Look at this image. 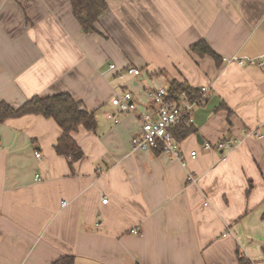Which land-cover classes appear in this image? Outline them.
Segmentation results:
<instances>
[{"label": "crops", "instance_id": "crops-1", "mask_svg": "<svg viewBox=\"0 0 264 264\" xmlns=\"http://www.w3.org/2000/svg\"><path fill=\"white\" fill-rule=\"evenodd\" d=\"M106 2L85 32L71 0H0V101L68 92L97 119L74 134L85 157L72 168L54 119L0 122V264H264V66L232 60L264 52V0ZM201 40L220 66L190 50ZM146 75L206 89L182 159L134 150L137 115L108 117Z\"/></svg>", "mask_w": 264, "mask_h": 264}, {"label": "trees", "instance_id": "trees-1", "mask_svg": "<svg viewBox=\"0 0 264 264\" xmlns=\"http://www.w3.org/2000/svg\"><path fill=\"white\" fill-rule=\"evenodd\" d=\"M75 17L80 22L85 32H98L96 23L101 14L107 9L106 0H71ZM190 50L199 56H211L215 63L220 66L222 57L205 40L198 41L190 47ZM170 97L178 100L182 93L187 95L189 102L201 104L206 98L201 88L194 87L187 82L172 80L170 85ZM220 108H227L224 104ZM229 112H232L229 110ZM28 114L42 115L45 118L54 119L61 127L63 134L55 146L56 152L68 158L71 168L73 164L84 159L85 153L77 143L74 134L80 127L95 132L97 119L94 111L84 108L81 102L76 101L68 93H59L42 97L35 95L27 99L20 107H12L5 101H0V122L10 118H18ZM178 140H185L197 128L193 123L179 125L176 128ZM264 250V248H263ZM52 264H75V256L65 255ZM238 264H251V260L238 253Z\"/></svg>", "mask_w": 264, "mask_h": 264}, {"label": "built area", "instance_id": "built-area-1", "mask_svg": "<svg viewBox=\"0 0 264 264\" xmlns=\"http://www.w3.org/2000/svg\"><path fill=\"white\" fill-rule=\"evenodd\" d=\"M232 60L240 65L264 66V52L259 57L235 56ZM110 68L114 69L115 65H110ZM122 73L121 77L126 75L136 77L141 74V70L137 67H128ZM202 91L206 93V89L202 88ZM145 95L150 107L146 112L139 113L135 93L126 88L117 91L111 101L116 112L109 113L108 117L115 123H119L121 115H137L140 129L131 139L134 150H158L171 157L182 159V141L178 140L175 130L179 125L193 123L192 107L197 102H189L185 93H182L178 100L172 99L168 87L149 89ZM228 144L229 142L222 141L217 143L216 147L222 149ZM202 146L205 149L213 148L209 142L203 143ZM35 154L41 157L40 152L37 151ZM197 154L196 150L191 152L192 157H196ZM37 177L39 178V175ZM103 201L107 202L108 199L104 198ZM131 232L138 233L139 229L133 228Z\"/></svg>", "mask_w": 264, "mask_h": 264}, {"label": "rangeland", "instance_id": "rangeland-1", "mask_svg": "<svg viewBox=\"0 0 264 264\" xmlns=\"http://www.w3.org/2000/svg\"><path fill=\"white\" fill-rule=\"evenodd\" d=\"M243 57V56H240ZM234 58V57H233ZM145 79L142 80L138 85L133 86L132 84L130 85V89L137 95V96H146V91L149 89H157L162 86H167V82H158L155 81V79L152 81V78H149L148 75L144 77ZM162 85V86H161Z\"/></svg>", "mask_w": 264, "mask_h": 264}, {"label": "water", "instance_id": "water-1", "mask_svg": "<svg viewBox=\"0 0 264 264\" xmlns=\"http://www.w3.org/2000/svg\"><path fill=\"white\" fill-rule=\"evenodd\" d=\"M198 139L200 140V139H201V137H200V136H198Z\"/></svg>", "mask_w": 264, "mask_h": 264}]
</instances>
